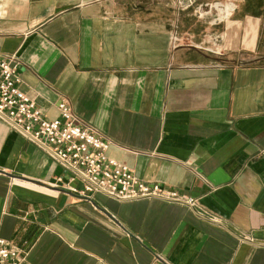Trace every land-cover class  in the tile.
Instances as JSON below:
<instances>
[{
	"label": "crops",
	"instance_id": "1",
	"mask_svg": "<svg viewBox=\"0 0 264 264\" xmlns=\"http://www.w3.org/2000/svg\"><path fill=\"white\" fill-rule=\"evenodd\" d=\"M215 18L174 0H0V55L42 115L65 101L109 157L197 200L83 197L0 118V237L19 264H264V0Z\"/></svg>",
	"mask_w": 264,
	"mask_h": 264
},
{
	"label": "built area",
	"instance_id": "2",
	"mask_svg": "<svg viewBox=\"0 0 264 264\" xmlns=\"http://www.w3.org/2000/svg\"><path fill=\"white\" fill-rule=\"evenodd\" d=\"M194 1L177 0V3L183 9ZM205 6L214 11L215 19L227 18L234 10L230 4L219 1ZM18 69L14 55H0V118L54 158L69 174V181L79 180V186L67 189L83 197L101 192L120 200L159 198L195 206L196 198L158 184H146L126 164L109 157V140L94 127L80 122L65 101L58 105L57 118H45L35 102L19 88ZM56 180L54 185L58 186L62 177ZM19 251L0 237V264H19Z\"/></svg>",
	"mask_w": 264,
	"mask_h": 264
},
{
	"label": "rangeland",
	"instance_id": "3",
	"mask_svg": "<svg viewBox=\"0 0 264 264\" xmlns=\"http://www.w3.org/2000/svg\"><path fill=\"white\" fill-rule=\"evenodd\" d=\"M225 2L230 4V7H232L234 10L236 9V5H237V1L238 0H195L190 6L185 7L181 10H189L192 9L194 14L196 16H201L203 14L209 13L211 12L212 14H214V11H209L208 7L205 6L207 3H213V2ZM174 4L175 7H177L178 9H180L181 7L178 5L177 0H174ZM199 5H202V8H198ZM234 10H231V14L234 12Z\"/></svg>",
	"mask_w": 264,
	"mask_h": 264
}]
</instances>
